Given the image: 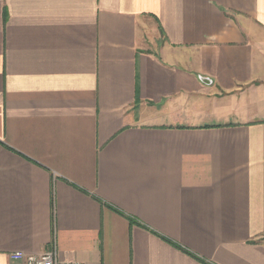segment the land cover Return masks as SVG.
Wrapping results in <instances>:
<instances>
[{
  "label": "crops",
  "instance_id": "0c3cea01",
  "mask_svg": "<svg viewBox=\"0 0 264 264\" xmlns=\"http://www.w3.org/2000/svg\"><path fill=\"white\" fill-rule=\"evenodd\" d=\"M264 264V0H0V264Z\"/></svg>",
  "mask_w": 264,
  "mask_h": 264
},
{
  "label": "built area",
  "instance_id": "2783aa9c",
  "mask_svg": "<svg viewBox=\"0 0 264 264\" xmlns=\"http://www.w3.org/2000/svg\"><path fill=\"white\" fill-rule=\"evenodd\" d=\"M11 259L24 264H87L78 260H62L55 251H47L40 254H26L22 251H17L11 254Z\"/></svg>",
  "mask_w": 264,
  "mask_h": 264
}]
</instances>
